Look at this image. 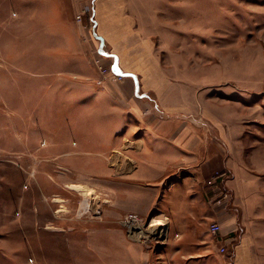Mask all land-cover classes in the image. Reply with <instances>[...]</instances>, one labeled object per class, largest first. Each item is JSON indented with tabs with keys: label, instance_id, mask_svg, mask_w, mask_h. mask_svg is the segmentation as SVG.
<instances>
[{
	"label": "rangeland",
	"instance_id": "rangeland-1",
	"mask_svg": "<svg viewBox=\"0 0 264 264\" xmlns=\"http://www.w3.org/2000/svg\"><path fill=\"white\" fill-rule=\"evenodd\" d=\"M132 1L136 27L168 72L197 79L200 98L213 97L217 122L237 114L251 140L258 138L255 125L264 130V0ZM90 3L71 5L74 18L81 16L83 40L92 43ZM68 9L62 0H0V264H110L96 259L101 254L92 236L112 224L111 167L87 164L101 151L94 140L83 143L81 154H68L85 132L76 119L61 116L69 91L54 85L65 75L54 53L66 43L47 30L56 29L55 21L63 27ZM95 59L108 70L110 60ZM246 152L242 164L249 168L264 147ZM109 156L105 150L98 159ZM159 218L140 226L152 219L161 226ZM160 228L137 240L158 243L167 235Z\"/></svg>",
	"mask_w": 264,
	"mask_h": 264
},
{
	"label": "crops",
	"instance_id": "crops-1",
	"mask_svg": "<svg viewBox=\"0 0 264 264\" xmlns=\"http://www.w3.org/2000/svg\"><path fill=\"white\" fill-rule=\"evenodd\" d=\"M62 1L69 7L63 27L55 21L56 29L47 30L66 43L54 53L65 74L54 85L69 91L70 105L61 116L76 119L85 132L68 154H81L85 142H100L89 146L101 151L86 162L111 167L113 220L109 232L92 236L95 254H101L96 259L110 264H264V154L249 168L242 164L246 149L264 147L263 128L255 125L259 137L251 140L248 127L235 120L237 114L217 122L213 97L200 98L197 79L173 77L144 41L147 35L128 8L132 0H91L92 43L83 40L72 0ZM95 54L110 60L121 82L101 76ZM105 150L109 158L98 159ZM215 171L223 172L230 193L223 206H210L205 199V180ZM152 215L161 217L167 235L144 244L124 221L132 217L143 223ZM212 222L220 225L216 237L208 230Z\"/></svg>",
	"mask_w": 264,
	"mask_h": 264
},
{
	"label": "built area",
	"instance_id": "built-area-1",
	"mask_svg": "<svg viewBox=\"0 0 264 264\" xmlns=\"http://www.w3.org/2000/svg\"><path fill=\"white\" fill-rule=\"evenodd\" d=\"M88 10H89L90 15H91V9L89 7H88ZM75 20L77 23H79L81 21L80 14L75 16ZM99 56H100L101 60L104 59L102 55L99 54L98 57ZM95 63H100L99 59H94V64ZM96 68L103 78L104 77L111 78L109 76H113L114 78H123L122 75L119 73H116L110 65L108 66V70L103 69V67H101L100 65L96 66ZM223 180H224V176H223V172H221V171H215L212 175H210L205 180V185L207 187V189L205 190V199H206V202L208 205H210V206H223L229 201L230 193L224 187ZM150 222H149V224H150ZM124 223L129 227V230H132L134 232H138L137 234H138L139 238H146L147 236L148 237L150 236L149 225L147 228L144 229L140 226L141 223L138 222L136 219H133L132 217L127 219V220L125 219ZM156 229H158V231L161 230L160 227L156 228ZM208 230L212 236L216 237L219 234L220 225L217 222H212V223H210ZM159 233H160V231H159ZM160 238L161 239H159L158 241L164 240L163 236ZM219 251L224 252L225 248L223 246H221Z\"/></svg>",
	"mask_w": 264,
	"mask_h": 264
},
{
	"label": "bare ground",
	"instance_id": "bare-ground-1",
	"mask_svg": "<svg viewBox=\"0 0 264 264\" xmlns=\"http://www.w3.org/2000/svg\"><path fill=\"white\" fill-rule=\"evenodd\" d=\"M85 205H88V203H85ZM155 221H156L155 219H152L151 220V222L149 224L150 230H155V228H157L158 226H160L158 224H155ZM158 222H161V221H158Z\"/></svg>",
	"mask_w": 264,
	"mask_h": 264
}]
</instances>
